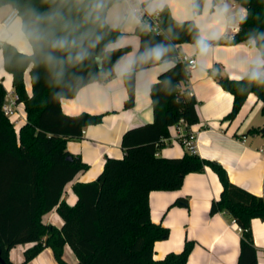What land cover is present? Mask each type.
<instances>
[{
	"label": "trees",
	"instance_id": "trees-1",
	"mask_svg": "<svg viewBox=\"0 0 264 264\" xmlns=\"http://www.w3.org/2000/svg\"><path fill=\"white\" fill-rule=\"evenodd\" d=\"M119 0H110L108 8ZM247 9L239 30L227 40L209 43L245 42L253 40L264 59V0H234ZM61 0H0V7L11 4L20 11L23 30L33 45L31 54L22 52L11 42L1 44L4 66L13 75L16 102H23L26 122L16 129L4 104L8 91L0 81V258L16 264L10 250L18 244H32L25 250V264L42 250L50 247L60 264L64 247L70 246L76 264H186L194 242L187 241L181 252L168 253L155 259V243L169 237L170 230L151 218L149 202L153 190L180 189L187 174L203 172L210 166L218 174L223 190L213 200L210 213L227 212L242 230L237 264H258V253L251 229L252 219L264 221V195H256L233 183L226 168L218 161L203 159L187 151L181 157L161 156L160 150L170 138V127L184 122L189 128L199 122L197 100L180 87L191 71L179 59V46L195 43L201 33L193 19L177 20L170 6L159 11L160 33L138 25L135 34L140 38L136 56L146 46L161 44L169 51L161 61H140L125 73L128 89L127 108L135 105L136 73L163 62L172 64L151 86L154 118L126 130L122 138L124 156L107 157L99 176L89 182H76L72 190L78 199L69 204L63 195L66 187L88 164L67 149L70 139L81 138L86 126L102 122L104 115L82 112L70 115L63 112L60 100L74 97L83 86L114 76L115 67L131 50L123 46L107 56L102 52L108 42L119 41L124 31L110 24L103 29L104 40L92 51L89 59L75 67L65 66L59 77L46 66L43 52L34 38L36 16L59 6ZM204 0H194L193 8L200 13ZM73 18H79L75 11ZM103 59V65L98 62ZM31 67V68H30ZM30 68L32 93L26 87L25 73ZM253 70V69H252ZM251 70V71H252ZM242 79L222 75L217 79L223 88L234 95L232 110L225 119H234L250 93L262 101L264 115V78L252 80L250 73ZM214 74L213 70H210ZM258 129L251 128L248 133ZM186 135H190L187 133ZM69 156L72 158L69 159ZM174 204L188 205L187 198H177ZM56 209L63 225L44 223L42 217ZM0 264H3L0 261Z\"/></svg>",
	"mask_w": 264,
	"mask_h": 264
},
{
	"label": "crops",
	"instance_id": "crops-1",
	"mask_svg": "<svg viewBox=\"0 0 264 264\" xmlns=\"http://www.w3.org/2000/svg\"><path fill=\"white\" fill-rule=\"evenodd\" d=\"M151 0H119L109 7L106 16L109 24L121 26L124 35L120 40L130 45L115 67L114 76L103 81L91 82L77 92L74 97L60 100L64 113L77 115L82 112L104 115L102 122L85 127L81 138L70 139L67 149L74 156L88 164V169L81 171L66 187L63 198L74 205L78 199L72 186L76 182L95 180L104 168L107 157L122 158L124 149L122 138L126 130L154 118L151 86L159 75L172 62H163L136 73L135 105L125 106L128 89L125 84L126 72L118 71V66L126 62L129 53L138 52L140 38L135 29L142 24L139 9L147 11ZM194 0H166L172 15L177 20L193 19L205 35L218 34V40L227 41L239 30L241 9H247L234 0H204L200 13L193 8ZM13 8L11 4L0 7V81L8 91L7 99L15 101L17 113L16 129L27 120L23 102H16L13 75L4 66L1 44L11 42L19 50L31 54L33 45L22 26V17L16 18L5 27L3 21ZM159 12V11H158ZM157 13V12H155ZM155 13L151 14L154 15ZM139 21V22H137ZM250 41L230 43H209L210 48L204 55L199 54L195 43H183L179 46L180 54L196 58L197 66L190 77L180 83V87L197 100L199 122L187 127L184 122L170 127V138L161 148L164 157H181L188 151L182 143L183 135L191 133L198 145V154L203 159L220 162L229 173L230 180L250 192L264 195V115L261 112L262 101L255 93H250L238 115L225 119L232 110L234 95L219 83L218 75H228L231 79L244 78L255 67L257 60H264L256 43ZM255 42V41H254ZM31 68V67H30ZM30 68L25 73L28 92L32 93ZM213 70L214 74L210 72ZM237 79V80H239ZM261 114V115H260ZM258 131L248 133L249 129ZM223 184L216 172L206 166L203 172L186 175L180 189L153 190L149 195L151 218L155 223L169 228V237L155 243V259H163L168 253L181 252L187 241L194 242L191 255L186 264H237L240 254L242 230L239 223L224 211L210 213L213 200L220 197ZM187 198L188 205L174 204L177 198ZM42 217L44 223L58 227L63 225V218L56 209ZM254 242L258 253V264H264V221L253 218L251 223ZM30 247L32 244H18ZM10 250L14 263L20 257L16 247ZM66 248H70L68 244ZM27 249V247H25ZM52 252L50 247L45 248ZM17 257V258H16ZM75 264L78 261L74 255Z\"/></svg>",
	"mask_w": 264,
	"mask_h": 264
},
{
	"label": "clouds",
	"instance_id": "clouds-1",
	"mask_svg": "<svg viewBox=\"0 0 264 264\" xmlns=\"http://www.w3.org/2000/svg\"><path fill=\"white\" fill-rule=\"evenodd\" d=\"M53 2L55 3V0ZM109 2L110 0H61L59 6L53 7L44 15L36 16L34 38L43 52L46 66L54 76H61L65 66L75 67L89 59L92 51L104 40L103 29L109 24V17L105 15ZM165 3L166 0H151L147 11L150 15L161 11ZM73 11L79 14V18H73ZM245 17L246 12L241 9V21ZM111 27L115 29L117 25L111 24ZM215 39H218V34L213 33L209 36L201 32L196 39L195 48L199 50L200 55H204L209 51V40ZM124 45V40L108 42L102 52L107 56ZM168 51L169 47L163 43L146 46L139 57L135 52L129 53L126 62L118 66L117 70L128 71L137 60L161 61ZM250 78L252 80L264 78V60L255 62Z\"/></svg>",
	"mask_w": 264,
	"mask_h": 264
},
{
	"label": "built area",
	"instance_id": "built-area-1",
	"mask_svg": "<svg viewBox=\"0 0 264 264\" xmlns=\"http://www.w3.org/2000/svg\"><path fill=\"white\" fill-rule=\"evenodd\" d=\"M139 16L141 17L142 24L145 28L149 31L160 33L161 29L158 24V16L159 12L155 13L154 15H148L144 13L142 9H139ZM20 17V11L18 8L13 7L10 12L7 14L6 18L3 21V25L5 27L9 26L16 18ZM209 43V42H208ZM179 59L185 62L190 70L197 66L196 58L190 57L187 54H179ZM15 101L13 99H7L6 103L4 104L5 112L11 116L10 119L13 121L12 117L16 113L15 111ZM182 123V122H181ZM179 125V124H178ZM182 143L186 146L187 150L191 153L198 154V145L197 140L193 134L190 135H183Z\"/></svg>",
	"mask_w": 264,
	"mask_h": 264
},
{
	"label": "rangeland",
	"instance_id": "rangeland-1",
	"mask_svg": "<svg viewBox=\"0 0 264 264\" xmlns=\"http://www.w3.org/2000/svg\"><path fill=\"white\" fill-rule=\"evenodd\" d=\"M261 115V114H260ZM16 125V124H15ZM28 248V246H25ZM25 247L23 245H18L16 247V252H19L20 257L15 260L16 264H20L25 261ZM74 250L64 247L63 258L67 264H75L74 261ZM53 252V250H52ZM17 258V257H16ZM25 264H60L56 259L54 253L47 252L46 249L42 250L37 256L33 259L27 261Z\"/></svg>",
	"mask_w": 264,
	"mask_h": 264
},
{
	"label": "water",
	"instance_id": "water-1",
	"mask_svg": "<svg viewBox=\"0 0 264 264\" xmlns=\"http://www.w3.org/2000/svg\"><path fill=\"white\" fill-rule=\"evenodd\" d=\"M98 62L99 64L102 66L103 65V59H98ZM218 78H222V75H218ZM262 133H264V128L262 129ZM72 157L69 156V159H71ZM0 261L3 263V264H7L2 258H0Z\"/></svg>",
	"mask_w": 264,
	"mask_h": 264
},
{
	"label": "bare ground",
	"instance_id": "bare-ground-1",
	"mask_svg": "<svg viewBox=\"0 0 264 264\" xmlns=\"http://www.w3.org/2000/svg\"><path fill=\"white\" fill-rule=\"evenodd\" d=\"M13 116L14 117H12V119L15 120V121H16L17 117H19V116H17V113H15Z\"/></svg>",
	"mask_w": 264,
	"mask_h": 264
}]
</instances>
